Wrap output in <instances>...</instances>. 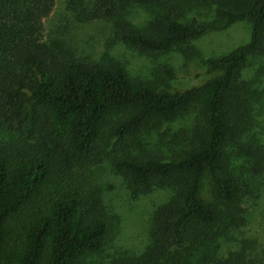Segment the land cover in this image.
Listing matches in <instances>:
<instances>
[{
	"label": "trees",
	"instance_id": "obj_1",
	"mask_svg": "<svg viewBox=\"0 0 264 264\" xmlns=\"http://www.w3.org/2000/svg\"><path fill=\"white\" fill-rule=\"evenodd\" d=\"M55 1L0 0V264H83L104 251L116 216L90 177L104 161L132 194L157 184L169 195L155 207L141 251L97 264H245L251 241L225 255L220 249L243 225L247 170L264 171V141L255 130L264 90L244 76L250 58L264 56V0L68 1L78 21L109 23L114 42L143 55L248 20L249 40L207 58L202 77L181 90L168 88L176 76L165 65L152 79L134 76L107 50L92 58L47 39L44 20ZM133 5L150 18L131 21ZM194 7L214 9L215 20L185 19ZM194 108L198 123L174 148H144V136ZM206 176L210 201L202 194Z\"/></svg>",
	"mask_w": 264,
	"mask_h": 264
},
{
	"label": "rangeland",
	"instance_id": "obj_2",
	"mask_svg": "<svg viewBox=\"0 0 264 264\" xmlns=\"http://www.w3.org/2000/svg\"><path fill=\"white\" fill-rule=\"evenodd\" d=\"M69 0H56L52 13L44 20L47 39H62L77 55L99 58L106 50L112 56L123 60L131 75L154 78L160 71L158 67L167 66L174 71L175 79L169 81L170 90H181L202 77L199 68L204 67L207 58L218 57L227 50L247 42L250 37L251 23L241 20L230 27L214 31L202 38L193 40L183 47L167 52L143 55L121 42L113 41V29L104 21L80 22L68 7ZM89 2L91 0H84ZM128 16L135 24H142L150 18V13L143 7L133 5ZM197 18L213 21L214 9L194 7L187 15V20ZM112 42L111 44H109ZM190 51L186 55V51ZM244 76L256 77L260 89L264 90V56L250 58L244 70ZM256 132L264 141V91L262 100L256 106ZM198 123L197 108L189 110L171 124L163 125L158 135L152 131L143 137L142 143L147 151L163 153L174 148L175 140L183 138ZM229 160L233 164L239 159L233 146H227ZM231 163V164H232ZM232 164V165H233ZM239 167L236 166V168ZM252 174L251 191L244 196L243 225L236 227L231 234L236 241L222 240L221 255L235 250L241 240L251 241L253 247L249 250L245 264H258L264 247V171ZM91 180L97 184L102 193L104 204L116 216L114 234L109 245L100 254L92 255L83 264H97L112 259L120 252L136 253L149 243V228L155 207L166 200L169 190L165 186L154 185L147 193L132 194L126 182L112 168L109 161H104L90 169ZM209 178L203 182L202 194L205 200H211Z\"/></svg>",
	"mask_w": 264,
	"mask_h": 264
}]
</instances>
